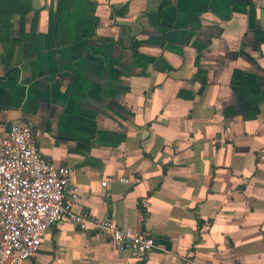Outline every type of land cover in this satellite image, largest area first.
I'll return each mask as SVG.
<instances>
[{
	"label": "crops",
	"instance_id": "obj_1",
	"mask_svg": "<svg viewBox=\"0 0 264 264\" xmlns=\"http://www.w3.org/2000/svg\"><path fill=\"white\" fill-rule=\"evenodd\" d=\"M20 123L74 212L154 248L62 221L17 264H264V0H0V128Z\"/></svg>",
	"mask_w": 264,
	"mask_h": 264
},
{
	"label": "built area",
	"instance_id": "obj_2",
	"mask_svg": "<svg viewBox=\"0 0 264 264\" xmlns=\"http://www.w3.org/2000/svg\"><path fill=\"white\" fill-rule=\"evenodd\" d=\"M70 175L67 167L43 158L27 124L0 128V264L33 258L45 233L62 221L102 231L120 252L129 250L141 256L152 252L154 240L147 232H134L119 227L114 220L74 212L79 195L72 191L65 198ZM118 180L129 182L128 178Z\"/></svg>",
	"mask_w": 264,
	"mask_h": 264
}]
</instances>
